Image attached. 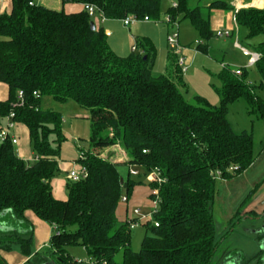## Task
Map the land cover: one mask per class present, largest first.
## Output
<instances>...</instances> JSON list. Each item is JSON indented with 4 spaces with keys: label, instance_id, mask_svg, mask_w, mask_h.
Returning a JSON list of instances; mask_svg holds the SVG:
<instances>
[{
    "label": "trees",
    "instance_id": "16d2710c",
    "mask_svg": "<svg viewBox=\"0 0 264 264\" xmlns=\"http://www.w3.org/2000/svg\"><path fill=\"white\" fill-rule=\"evenodd\" d=\"M62 1L92 3L107 19L123 20L133 14L158 19L161 14V0ZM234 1L208 0L206 6H192L191 0H177V7L168 12L174 19H189L199 35L197 48L208 52V40L218 35L211 25L216 10L234 12L238 30L235 27L231 35L237 33L239 43L243 30L247 38L264 34V6L236 10ZM12 3L11 12L0 13V82L9 86V98L0 100V131L14 111V120L29 129L34 160L22 159L10 140L0 141V214L9 210L25 224V232H0V264H9L2 252L16 245L29 257L26 264H89L90 260L213 264L220 244L213 210L219 183L241 174L256 160L253 133L235 131L228 119L229 107L245 99L249 112L264 122V98L256 90L264 89V44L253 48L261 54L255 63L259 85L248 81L247 67L224 64L218 75L222 86L216 89L220 104L199 95L191 102L177 55L169 73H154L157 49L150 39L138 40L140 52L121 56L110 47L104 28L85 10L57 11L33 0ZM93 20L96 29L91 28ZM20 91L23 104L17 102ZM48 95L60 102L73 100L90 114L93 148L79 159L88 176L67 181L66 200L56 199L52 190L51 182L61 171L60 148L54 142L61 139L63 120L61 112L42 107V98ZM117 139L130 154L128 163L101 155ZM131 165L138 174L130 172ZM153 170L159 171L161 184L147 182ZM141 184H149L151 200L158 189L159 225L143 224L147 233L135 251L129 209L124 220L117 211L122 196L127 194L130 200ZM28 210L54 228L49 245L34 253ZM236 216L241 218L242 210ZM72 245L83 246L89 258L74 259L68 250ZM121 251L119 262L116 255Z\"/></svg>",
    "mask_w": 264,
    "mask_h": 264
},
{
    "label": "rangeland",
    "instance_id": "374dc122",
    "mask_svg": "<svg viewBox=\"0 0 264 264\" xmlns=\"http://www.w3.org/2000/svg\"><path fill=\"white\" fill-rule=\"evenodd\" d=\"M207 1L191 0V5L206 6ZM176 3L177 0H161L160 17L152 19V21L137 20L131 26H125L123 20L116 19L115 24L113 23V34L108 36V42L110 40L116 42L118 47L126 51L125 55H128L129 47L133 44L137 45L140 38L150 39L157 49L154 73L156 75L164 74L168 54L171 53L174 58L176 55L167 42L168 34L174 30V26L165 22L170 15L169 8ZM178 25L180 42L185 48L184 56L186 57L187 70L184 71V80L188 86V91L185 94L188 100L192 102L194 101L193 96L199 95L206 98L211 104L219 105L221 98L216 89L222 86L218 75L224 64L235 69L247 67L249 71L248 81L253 85L260 84L261 75L256 65L249 64V57L237 45L239 43L237 33L234 38L213 36L207 42L208 52H203L197 48L200 39L191 21L180 19ZM220 29L222 31L227 30L223 26H220ZM243 31L239 45L249 51L256 52L253 48L264 44V34L247 38ZM130 33L135 36V40L129 37ZM261 47L264 48V45ZM140 51L141 48L138 45L137 52ZM256 90L264 98V89L258 87ZM41 103L44 109H53L62 113L61 139L54 142V145L60 148L62 162L74 163L75 166L80 165L79 159L83 153L89 152L93 148L90 140L89 110L80 107L73 100L60 102L49 95L44 96ZM228 119L235 131L246 130L253 133L254 150L257 158V154L264 149V122L249 112V106L245 99H239L230 105ZM106 134H108L107 131L104 132V135ZM54 138H56L55 135ZM101 155L114 162L128 163L130 160V154L121 139H117L113 145L106 147ZM262 169L264 170V159L259 161L258 165L251 171L242 172L219 183V192L213 210L217 239L220 244L213 264H262V260H264V215L256 216L250 212L243 213L249 206L252 197L261 189V182L253 184L252 181L256 178L258 171ZM121 170L126 175L127 167L124 166ZM59 175L66 177L63 170L60 171ZM149 192V184H141L138 185L137 192H133L131 195L132 199L135 198L134 195L139 196L138 198L141 200L147 199L146 204L140 206L146 213L151 210L152 205L151 199L148 203ZM124 204L121 202L120 206H125ZM238 210H242V217L236 219ZM132 211L133 207L128 212L131 213ZM118 213L124 215L121 208ZM146 233L147 228L143 224L132 229L131 248L133 250H140ZM68 250L73 258L78 261H86L89 258L83 246L72 245L68 247ZM11 251H18L24 255L19 247H14ZM32 251L35 252L34 244ZM116 260L122 262V251L116 255Z\"/></svg>",
    "mask_w": 264,
    "mask_h": 264
},
{
    "label": "crops",
    "instance_id": "0c3cea01",
    "mask_svg": "<svg viewBox=\"0 0 264 264\" xmlns=\"http://www.w3.org/2000/svg\"><path fill=\"white\" fill-rule=\"evenodd\" d=\"M36 4L45 6L47 8L61 11L65 10L66 12H77L83 10V6L81 3H63L62 0H33ZM234 5L237 8L242 7H248V6H254L258 8H262L264 6V0H250L249 2H246L245 0H235ZM12 0H0V13L3 12H11L12 10ZM234 12H225L222 10H216L212 13L211 16V25L213 30H221L220 26H223V28H226L227 30L233 31L235 29V23H234ZM95 20V19H94ZM116 19H106L104 22H99L97 20L96 24L97 26H102L106 32V34L112 35L113 34V23L115 24ZM120 20V19H118ZM131 26V25H130ZM129 37L131 39H134L133 34H129ZM230 38H234V36H226ZM135 40V39H134ZM234 41V40H233ZM153 42V41H152ZM165 42V40H164ZM154 43V42H153ZM110 47L117 53L118 55L121 56H126V51L124 49L118 47L116 42H109ZM134 45V44H133ZM132 45V46H133ZM136 45V44H135ZM155 45V44H154ZM132 46L129 47L128 49V54L129 51L130 53L132 52ZM162 46V45H161ZM185 50L183 51L184 54ZM186 58V57H185ZM175 60L174 56L169 53L167 62H166V72L164 74L169 73V69L171 66V61ZM249 60V58H248ZM157 62V56L156 60L154 63V69L155 65ZM153 69V71H154ZM164 69V70H165ZM160 70V69H159ZM162 70V69H161ZM9 98V86L4 83L0 82V100H7ZM3 123H6V119L3 121ZM12 134L18 138V144L15 145L16 151L18 155L26 160V161H33L34 160V154L31 148V142H30V134H29V129L26 125H24L21 122H16L15 127L12 130ZM259 154V155H258ZM257 154V158L255 162L245 171H251V169H254L256 165H258L259 161L264 159V149L262 152H259ZM263 157V158H262ZM81 165V164H80ZM80 165H76L74 163H63L62 160H59V166L60 169L63 170L66 174V177H62L61 175L53 178L52 180V190H53V195L56 199L59 200H66L68 197L67 193V181L69 180V172L70 170L79 167ZM244 171V172H245ZM256 178L252 181L253 184H257L261 182V189H259V192L254 195L251 199V202L249 206L245 209L243 213H254L256 216L257 214H263L264 215V170L258 171L256 174ZM224 181V180H223ZM259 187V188H260ZM138 190V185L135 187L133 192H137ZM151 192V190H150ZM149 192V196H150ZM132 199L130 197L129 203L124 204L125 206H120L119 209L121 208L122 212L124 215H119L118 211L117 214L119 216L120 220H124L126 217L127 210L132 207L136 206H142L143 204H146L147 199L141 200L140 198L136 197ZM150 202V197L148 198V203ZM27 220L29 221V224H31L33 230H34V247H35V252L40 250L41 248L49 245L50 238L53 234L54 228L52 225L47 223L46 221L40 219L33 211L28 210L25 213ZM260 215V216H261ZM25 224L23 222H20L18 219L15 218L13 213L11 211H5V213L0 214V232H5L9 230H18L20 232H25V230L22 227ZM19 247V246H15ZM2 255L6 258L9 264H25L26 261L29 259V257L25 255H21L18 251H3Z\"/></svg>",
    "mask_w": 264,
    "mask_h": 264
},
{
    "label": "built area",
    "instance_id": "2783aa9c",
    "mask_svg": "<svg viewBox=\"0 0 264 264\" xmlns=\"http://www.w3.org/2000/svg\"><path fill=\"white\" fill-rule=\"evenodd\" d=\"M30 4H33V2H30ZM82 6H83V10L88 12V14L91 17L97 18L98 23L104 22L107 19L101 12H98L97 7L94 4L84 3L82 4ZM174 7H177V3L174 5ZM236 10H239L238 6ZM137 20L152 21V18H150L149 16H145L144 18H139L137 15H134V14L128 15L127 17L123 18V22L125 26H130ZM233 20L235 23L236 30H238L236 17H234ZM165 22L174 26V30L169 32L168 34L167 42H168L169 47L173 50V52L176 53L178 57V65L183 69V71H186L187 70L186 58L183 54V51L185 48L180 42V35L177 29L179 26L178 25L179 20L174 19L172 15H168ZM217 34L219 36H230L232 32L230 30H226V31L218 30ZM237 45L242 50V52L249 57V64H255L256 61L260 59L261 57L260 53L249 51L248 49L239 45V43H237ZM136 50H137V46L133 45L132 51H136ZM236 72L239 73V70H237ZM34 93L35 95L39 96L37 92H34ZM17 100H18L17 101L18 104H23L24 102L23 91L19 92ZM14 117H15V112L11 111L10 114L5 118L6 123L4 124V126L2 127L0 131V141L5 142L7 140H10L14 145H17L18 138L12 134V130L16 125V121L14 120ZM81 158H83V156ZM129 168L132 174L134 175L138 174V170L135 169L134 166L131 165ZM235 169H237V167L231 168V170H235ZM87 176H88V170L84 165L81 164L79 167L70 170L68 177L72 181H79L82 178H86ZM220 176H221V172L219 171L216 172V177L218 178ZM146 180L149 183L154 182L157 184H161L163 182V178L161 177L158 170L151 171L146 176ZM154 194H155V198L152 200L151 210L149 212L146 213L145 211L142 210L140 206L133 207V211L130 213V215L127 218V222L131 230L138 227L140 224H144L148 221L150 222L152 221V223L155 224L156 226L159 225V222L155 220V215L158 212L159 205H160L158 189H154ZM121 200L123 203H127L129 201L128 195L124 194ZM89 264H95V261L90 260Z\"/></svg>",
    "mask_w": 264,
    "mask_h": 264
},
{
    "label": "water",
    "instance_id": "95a60500",
    "mask_svg": "<svg viewBox=\"0 0 264 264\" xmlns=\"http://www.w3.org/2000/svg\"><path fill=\"white\" fill-rule=\"evenodd\" d=\"M91 28H92V29H96V24H95L94 21L91 22Z\"/></svg>",
    "mask_w": 264,
    "mask_h": 264
}]
</instances>
